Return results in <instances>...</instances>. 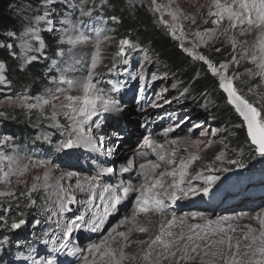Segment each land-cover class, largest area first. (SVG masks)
Masks as SVG:
<instances>
[{
	"label": "rangeland",
	"instance_id": "obj_1",
	"mask_svg": "<svg viewBox=\"0 0 264 264\" xmlns=\"http://www.w3.org/2000/svg\"><path fill=\"white\" fill-rule=\"evenodd\" d=\"M110 1L41 0L38 6L22 4L15 9L17 29L7 33L6 40L0 42V48L8 54L10 59L16 60L18 72L34 73L35 80L41 78L34 87L31 81L15 83L11 78L8 65L0 59V64L4 65V68L0 70V76H3V80H0V170H2L0 171V192L14 193L12 196L0 197V264H34V261L40 264L51 256L56 257L57 264H84V255H88L89 262L95 258L97 264H103L99 255L94 257L93 254L87 253L86 249L93 242L99 243L100 239L125 217L129 218V223L117 229V231L129 233L128 246L123 248L128 259L124 260L123 264H149L142 259L147 244L142 245L139 241H146L149 237L158 234L160 224L170 220L172 212H175L178 218L184 219L182 226L184 231H187V226L190 224L207 225L208 220L215 221L222 216L232 217L221 225L225 228V233H218L210 238L219 239L223 235L226 239L227 235H231L233 248L229 251L226 244L215 245L210 252L223 249V255L204 256L203 251L206 249H201L198 250L200 254L192 253L194 258L186 261H179L178 253L177 258L161 259L160 264H209V262L225 264L226 258L236 252L237 241L241 244L237 259H241L242 254L247 251L245 245L251 243V233L247 226L250 225L252 229L259 230V221L253 217L259 214L264 218V207L253 214H240L241 211L237 209L236 213H231L230 210L219 213L221 207L240 203L236 200L237 197L230 198L229 203L223 200L214 202L210 199L226 191L233 192L236 187L239 190L246 186L245 182L262 176L264 158L257 156V160L251 161L250 152L254 150H249L246 144L242 146V143L229 141V136L234 138L236 130L229 119L221 118L217 109L212 110L207 104L193 100L186 90H179L174 75L160 65L159 60L152 55L149 48L144 50L132 39L117 33L120 19L117 15L109 14ZM114 1L131 16H135L141 7H146V12L153 19V25H160L168 30L183 51L188 49L185 52L195 59L202 55L217 68L221 64L228 65L225 75L233 78L238 92L254 106L258 108L261 106V99L259 95H256V91H247L244 86V81L247 80L251 84L259 83L264 88V77L257 75L260 70L251 61L253 51L250 47L254 41H257L254 39L257 37L258 29H250L244 25L242 33H238L235 29L217 24L218 17L209 14L210 11H216L209 0H156L155 4L152 0ZM157 5L161 6L159 12L155 10ZM169 11L177 12L179 19L173 21ZM45 13H48L46 20L36 19L37 16ZM102 21L108 23L105 35L96 33L92 29V24L99 29ZM177 24L180 27H175ZM173 28H175V36L172 35ZM81 33L89 37L87 42L68 43L69 39H75ZM47 34L58 41L59 49L54 58L46 55ZM209 36L212 38L209 39ZM122 39H128L132 44V47H125L126 56L118 55ZM97 40L100 41L99 54L96 48ZM41 42L43 48H41ZM25 44L29 47H23ZM245 50H247V56L244 55ZM220 53L223 54L220 63L209 59V56L213 57ZM32 57L35 59H31ZM125 59L128 60L127 64L124 63ZM94 60L95 68L92 66ZM89 75H92L97 87L108 91L113 86L120 89L114 95L119 98L122 109L93 117V121H98L100 127L93 126L92 134L101 137L102 142L97 140L90 146L57 151V145L65 138V131L71 123L64 115L65 112L70 111L62 106L68 103L64 98L67 95H82L78 82L86 80ZM214 76L218 81V77ZM64 80L77 83L69 88L62 82ZM58 89H64V91H58ZM54 95L59 96V99L53 100ZM25 96L29 99L24 100ZM43 98H48L51 102L42 108L27 107L28 104L37 103ZM141 105H144L143 108ZM53 112L56 113L55 120L51 119ZM144 112L148 113L141 115ZM159 113L169 118L170 127H174L175 130L166 136L164 134L158 136V131L153 136H147L149 134L142 136L145 132L141 130L143 125L138 119L151 117L156 125L159 120L155 116ZM30 116L35 121L22 127L20 125L22 118ZM113 117L126 118L129 121L128 126L121 125L120 130H117L112 124V119L110 120ZM188 118L191 119L186 126ZM176 125L179 127H175ZM197 125L198 127H194ZM124 128L128 137L122 130ZM190 128L193 129L191 132ZM149 140L164 144L165 150L169 152L173 147L176 148V164L169 166L160 162L161 167L155 173L157 176L160 172L177 167L181 160L186 161L192 155L200 156V159L195 161L189 169L192 183L196 186L203 183V181L195 180L196 172L207 165L228 167L232 170L227 173H217L221 176V182L208 196L202 194L189 196L187 199L178 200L175 204H169L166 215L156 212L147 215L139 214L135 222H131V217L138 193L133 192L118 206L119 211L109 217L101 232H92L85 226L73 233L68 241L70 248L85 251H77L75 255L70 254L69 250L56 251L55 248H58L63 239V225L69 219L83 214L86 207H93L88 203L91 199L90 182L96 181L101 185L100 188L95 189L97 199L93 202L94 207L100 206L98 197L104 185L131 182L138 187L143 182L139 165L147 164L149 160L159 162L158 156L147 147ZM172 140H177L178 145H171ZM157 151L160 150L157 149ZM140 152H146L148 155L139 156ZM221 152L226 153L223 163L215 160ZM130 159H134L135 166L130 172H122L121 169L127 166ZM229 160H236L243 166L229 164ZM105 168H112L113 171L104 172ZM5 172L8 173L6 180L3 175ZM69 172L74 175L67 176ZM46 175L48 187L45 186ZM37 177L39 180L36 179ZM152 179L153 176L150 175L149 181ZM171 179V177H165V183H170ZM58 183L73 192L77 203L72 205V212L53 215L58 213ZM33 184L37 185V190L31 192L29 196L28 193ZM77 184H80L84 191L78 189ZM259 199L250 202L254 203ZM214 204H220L221 207L218 206L216 210ZM242 208H245V204ZM192 213L202 215L192 217ZM87 218L86 216V220ZM20 219L25 220L26 223L19 229H12L11 223ZM177 223L179 224V219ZM229 225L235 231H231ZM141 226L147 227L149 231L139 232L138 228ZM216 227V224L210 226V228ZM129 229H131L130 232ZM179 230L177 227L173 228L174 232ZM245 235L250 237L248 241L242 240ZM113 237L115 240L110 238L109 243L113 248L120 249L124 244L123 239L115 233ZM53 241H55V248ZM200 243L203 245L204 242ZM62 254L66 257L62 258ZM155 256L154 252L153 257ZM243 259L246 262L248 257Z\"/></svg>",
	"mask_w": 264,
	"mask_h": 264
},
{
	"label": "snow or ice",
	"instance_id": "obj_2",
	"mask_svg": "<svg viewBox=\"0 0 264 264\" xmlns=\"http://www.w3.org/2000/svg\"><path fill=\"white\" fill-rule=\"evenodd\" d=\"M153 4L156 3V0H152ZM212 4L215 7V12H209L210 15L218 17L216 23H220L225 17L234 23L230 27L235 28L238 25L243 26L247 25L248 28L260 29L259 43H258V53L253 52L251 55V61L257 65L259 72L257 75L264 77V0H231V3L222 4L221 0H212ZM157 12L161 10V6L157 5ZM48 13L44 15L37 16V20H46ZM173 21L179 19L177 12L169 11ZM115 19V17H113ZM193 23L195 20L193 19ZM175 27H180L177 24ZM243 30V27H242ZM14 35V34H13ZM172 35L175 36V28L172 30ZM212 37L209 36V39ZM89 37L81 33L76 36L75 39H69V44H77L87 42ZM107 39V37H105ZM99 44L100 41L97 40L96 48L97 54H99ZM11 47V45H8ZM132 47L131 41L128 39H122L120 41V51L119 56H126L125 47ZM183 46V45H181ZM23 47H29L27 44ZM41 48H43V43L41 42ZM188 51V49H185ZM219 51V49H217ZM244 55L247 56V50H245ZM197 59L204 61L210 71L218 77V86L221 88L224 93H226V99L230 105L234 107L236 113L239 117L242 118V123L240 127L246 128L247 138L253 146V150L259 157L264 158V105H261L259 108L254 106L253 103L249 102L247 98L241 93L238 92L237 88L233 83V78L225 75L228 65L221 64L219 68L213 65L206 57L199 55ZM31 59H35L32 57ZM124 63L127 64L128 60L125 59ZM93 68L96 67V61H93ZM4 68L3 64H0V70ZM223 70V71H222ZM0 80H3V76H0ZM63 83H66L69 88L74 86L75 83L71 80H64ZM78 86L82 89V95L65 96V100L68 102L64 107H67L70 111L65 112L64 115L71 121L70 125L65 131V138L60 140L56 150L65 151L80 146H90L93 145L97 140H101V137L94 136L92 134V127H100L98 121H93V117H97L102 113L106 112H117L122 109L120 100L115 93H118L120 89L113 86L110 91L102 87H97V84L93 81L92 75H89L86 80L78 82ZM58 91H64V89H58ZM24 100H28L29 97H23ZM53 100H58L59 96H53ZM50 99L43 98L37 103L28 104V108H42L45 105L50 103ZM55 107V105H53ZM51 119H56V113L53 112ZM87 126V127H86ZM175 127H179L176 125ZM194 127H198L194 126ZM174 127H170L164 130V135L174 131ZM193 129H189L191 132ZM215 134V133H213ZM47 139V137H46ZM171 145L177 146L178 141L172 140ZM147 147L151 148L153 152L158 156L159 162H153L149 160L147 164L139 165L141 169L140 175L143 178V182L137 187L134 186L131 182L120 183L117 185L107 184L102 188V192L99 195L98 199L100 201L99 207H94V201L97 199L95 195V189L100 188L101 185L99 182L93 181L89 183V191L91 193V199L88 201L93 207H86L84 213L77 215L75 218L69 219V221L62 227V236L63 239L59 243L58 248H55V241H53L54 248L56 251H65L69 250L70 254L75 255L77 250L70 248L69 239L72 238L74 232L80 231L83 227H88L92 232H101L104 229L105 224L107 223L110 216L119 211V205L126 201L131 193L135 192L138 195L135 197V209L133 210V216L131 217V222H135L136 217L139 214L147 215L150 212H156L162 215H166L168 211L169 204H175L178 200L187 199L189 196H198L204 195L208 196L214 188L218 187L221 182V176L217 173H227L232 169L228 167H214V165H207L204 169L195 174V180L203 181L200 186H196L192 183L190 178L189 169L191 165L200 159L198 155H192L188 160H181L177 167H172L170 171L160 172L158 176L155 174L156 170L161 167L163 162L169 166L175 165V154L176 148L173 147L172 151L169 152L165 150L164 144H159L154 140H149L147 142ZM159 149L160 151H157ZM139 156L146 157L148 153L140 152ZM226 153L221 152L215 157V160L223 163ZM229 164H237L242 167V164H239L236 160H229ZM134 159L128 161L127 166L121 169L122 172L127 173L132 170L134 167ZM2 171V170H0ZM104 172H112V168L103 169ZM207 173V174H205ZM5 180L7 179L8 173H3ZM71 177L74 175L69 172L66 174ZM153 176V179L149 181V176ZM171 177L170 183H165L164 178ZM39 180V177L36 178ZM48 176H45V186L47 185ZM59 193L57 194V204H58V213L65 214L72 212V205L77 203L76 196L70 189H65L62 185L58 183ZM76 187L81 191L84 189L80 184H77ZM37 190V185L33 184L28 195H31V192ZM14 193L11 192H0V197L3 196H12ZM35 203V201H31ZM94 208V210H93ZM90 213V215H89ZM192 217H196L202 214L192 213ZM86 216L88 217L86 220ZM259 221L260 228L259 230H254L251 226H247L251 233V243L245 245L247 251L243 253L241 259H237V256L240 255L241 244L239 241L235 244L236 252L232 253L225 260V264H264V218L261 215L257 214L253 217ZM179 219V224L177 223ZM232 219L229 216L219 217L217 220L212 221L208 220L207 225L201 224H190L187 226V231L183 230L184 219L178 218L175 212H172L171 219L166 222H162L159 226V233L154 237H149L146 241H139L140 244H147V249L144 252L142 257L143 261L149 262V264H160V260H168L170 258H177L179 253L178 260L186 261L192 260L194 257L192 253L200 254L198 250L206 249L203 251L204 256L216 257L217 255H223V249H218L217 251H211L215 245H227L228 250L230 251L233 248L231 235H227L226 239L223 235L219 239H211L210 237L217 235L218 233H225V228L222 227L224 221ZM26 221L20 219L11 223L10 227L12 229H19ZM129 223V218L125 217L120 220L118 224L113 226L107 233L103 236L99 243H91L86 251L89 254L99 255L100 259L103 261V264H123V261L128 259L125 255L123 248L128 246V232L117 231L121 226ZM216 224V228H210L211 225ZM177 227L180 230L174 232L173 228ZM231 231H235L229 225ZM199 230V231H197ZM131 229H129V232ZM138 231L141 233H147L149 229L147 227H139ZM113 233L116 236L123 239L124 244L120 249L113 248L109 243L110 238L114 241ZM245 241L249 240V236L245 235L243 237ZM200 242H204L203 245ZM156 253L155 258L153 253ZM243 257H248V260L245 262ZM135 259V257H133ZM84 264H97L96 259L94 258L89 262L88 255L83 256ZM34 264L36 262L34 261ZM40 264H57L55 256H51L48 259L40 262ZM211 264V262H209Z\"/></svg>",
	"mask_w": 264,
	"mask_h": 264
},
{
	"label": "trees",
	"instance_id": "obj_3",
	"mask_svg": "<svg viewBox=\"0 0 264 264\" xmlns=\"http://www.w3.org/2000/svg\"><path fill=\"white\" fill-rule=\"evenodd\" d=\"M41 0H0V42L6 40V34L14 32L18 27V21L15 15V9L22 5L38 6ZM109 5V14L117 15L120 19L117 33L124 37L132 39L137 45L144 50L149 48L152 55L157 57L161 66H163L168 73H172L179 90H186L190 93L193 100H198L207 104L212 110L217 109L221 118H227L236 127L234 138L229 136V141L232 143H242L241 145H248L249 150L253 151V146L247 138L246 128L240 127L242 120L235 112L234 108L228 103L225 93L218 86V81L210 71L204 61L197 60L190 54L183 51L170 32L163 26L153 25V19L146 12V7H141L137 10L135 16H131L128 12L120 8L116 1L111 0ZM119 12L121 14H119ZM109 19V18H108ZM108 22V20H107ZM107 22H100L99 29L94 27L92 29L96 33L105 35ZM46 55L50 58L56 57V52L59 49L58 41L51 35H46ZM223 54H215L213 57L209 56L210 60H215L216 63L222 61ZM0 59L3 60L11 71V78L15 83L33 82V87L36 82L41 81L34 79V73L18 72L16 67V60L10 59L8 54L0 48ZM111 71V70H109ZM110 75V74H109ZM41 77V76H40ZM43 79V78H42ZM247 91L255 90L256 95L261 99V105H264V88L259 83L251 84L247 80L244 81ZM32 116L23 117L21 120L22 127L34 122ZM240 145V146H241ZM241 146V147H242ZM251 161L257 160L258 154L250 152Z\"/></svg>",
	"mask_w": 264,
	"mask_h": 264
},
{
	"label": "bare ground",
	"instance_id": "obj_4",
	"mask_svg": "<svg viewBox=\"0 0 264 264\" xmlns=\"http://www.w3.org/2000/svg\"><path fill=\"white\" fill-rule=\"evenodd\" d=\"M209 3L211 4V5H213L212 4V0H209ZM221 3L222 4H226V3H231V0H221ZM232 23H234V22H232V21H229L226 17L220 22V23H217V24H220V25H224V26H226L227 28H231V29H235V30H237V32L238 33H242V27H244V25L241 27V26H237V27H235V28H232V27H230V25L232 24ZM246 25V24H245ZM223 29V28H222ZM229 32V31H228ZM232 32V31H231ZM236 32V31H235ZM236 32V33H237ZM260 32H261V30L260 29H258L257 30V37H256V39H254V40H257V41H254L253 42V45H251V50L253 51V52H256V54L257 55H259V53H258V43H259V36H260ZM233 34V33H232ZM234 35V34H233ZM250 50V51H251ZM252 52V53H253ZM138 106V105H137ZM143 106L144 105H141V107L143 108ZM148 112H144V113H142L141 115H146ZM163 116H162V113H159V114H157V118H158V126H157V130L156 131H158V136H160L161 134H163V130H165L166 128H169L170 127V124H169V121H167V120H161V118H162ZM142 118H145V117H142ZM141 118V119H142ZM112 119V121H113V123L112 124H114V126H116V128H117V130H120V128H121V125H124L125 127H127L128 125L127 124H129V121H127V119L126 118H124V117H122V119L119 117V118H110V120ZM191 119V118H190ZM190 119L188 118V122L186 123V126H188V124H189V122H190ZM123 130V132H124V134H126V137H128V135H127V132H126V130H125V128L124 129H122ZM147 136H150V135H147ZM137 163V162H136ZM194 183H197V182H194ZM223 189V188H222ZM242 204L243 203H237V204H233V205H230V206H226V207H221L220 206V204H218V205H215L214 204V208L217 210V207L218 206H220L221 207V211H219V213H222V212H224L225 210H230L231 211V213H233V212H235L236 213V209H237V211H241L240 212V214H253V213H255V211H252V212H250L251 210H249V209H247V210H244V209H242ZM242 209V210H239V209ZM258 210H256V212H257ZM150 213H152V212H150ZM250 238V237H249ZM242 240H243V238H242ZM251 242V241H250ZM248 243V242H247ZM243 255V254H242ZM62 258H64V257H66L65 255H63L62 254V256H61ZM242 257V256H241Z\"/></svg>",
	"mask_w": 264,
	"mask_h": 264
},
{
	"label": "water",
	"instance_id": "obj_5",
	"mask_svg": "<svg viewBox=\"0 0 264 264\" xmlns=\"http://www.w3.org/2000/svg\"><path fill=\"white\" fill-rule=\"evenodd\" d=\"M222 91H223V90H222ZM223 92H224V91H223ZM225 95H226V93H225ZM231 106H232V105H231ZM232 107H233V106H232ZM233 108H234V107H233ZM237 114H238V113H237ZM238 116H239V115H238ZM240 118H241V117H240ZM241 120H242V118H241ZM146 134H147V133H143L142 136H143V135H146Z\"/></svg>",
	"mask_w": 264,
	"mask_h": 264
}]
</instances>
